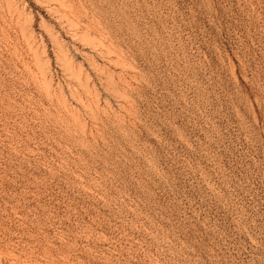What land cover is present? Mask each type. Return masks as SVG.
<instances>
[{
    "label": "rangeland",
    "instance_id": "1",
    "mask_svg": "<svg viewBox=\"0 0 264 264\" xmlns=\"http://www.w3.org/2000/svg\"><path fill=\"white\" fill-rule=\"evenodd\" d=\"M0 264H264V0H0Z\"/></svg>",
    "mask_w": 264,
    "mask_h": 264
}]
</instances>
